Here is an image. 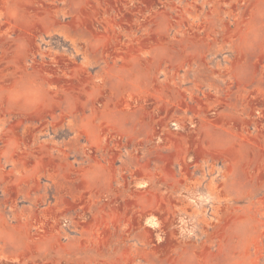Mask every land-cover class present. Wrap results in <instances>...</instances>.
<instances>
[{
    "label": "rangeland",
    "instance_id": "obj_1",
    "mask_svg": "<svg viewBox=\"0 0 264 264\" xmlns=\"http://www.w3.org/2000/svg\"><path fill=\"white\" fill-rule=\"evenodd\" d=\"M0 264H264V0H0Z\"/></svg>",
    "mask_w": 264,
    "mask_h": 264
},
{
    "label": "clouds",
    "instance_id": "obj_2",
    "mask_svg": "<svg viewBox=\"0 0 264 264\" xmlns=\"http://www.w3.org/2000/svg\"><path fill=\"white\" fill-rule=\"evenodd\" d=\"M20 99V96L16 93H9V101L11 103H16ZM38 97L36 99H33L31 101H28V103H37Z\"/></svg>",
    "mask_w": 264,
    "mask_h": 264
}]
</instances>
